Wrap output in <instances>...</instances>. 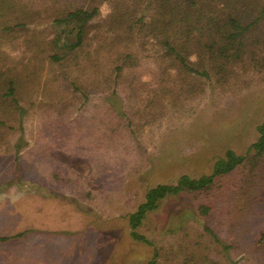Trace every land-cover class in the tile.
I'll return each mask as SVG.
<instances>
[{
	"label": "rangeland",
	"instance_id": "rangeland-1",
	"mask_svg": "<svg viewBox=\"0 0 264 264\" xmlns=\"http://www.w3.org/2000/svg\"><path fill=\"white\" fill-rule=\"evenodd\" d=\"M16 2L30 19L0 31V75L24 110L20 119L1 97L0 76V264H147L155 249L156 264H264V156L210 195L180 192L147 211L135 230L153 245L133 239L128 222L148 188L210 173L227 148L245 153L264 114V71L240 63L219 83L207 68H168L152 37L122 23L155 16L159 0ZM228 3L205 0L202 12ZM76 7L88 26L66 50L51 19ZM187 32L179 41L198 62L210 35Z\"/></svg>",
	"mask_w": 264,
	"mask_h": 264
},
{
	"label": "trees",
	"instance_id": "trees-1",
	"mask_svg": "<svg viewBox=\"0 0 264 264\" xmlns=\"http://www.w3.org/2000/svg\"><path fill=\"white\" fill-rule=\"evenodd\" d=\"M198 1H201L200 7L196 9L194 5ZM231 1L232 3L223 6H209L210 13L203 14L202 6L206 5L205 0H159L158 12L155 16L139 11L135 19L130 17V21L127 19L122 23L127 24L126 26H130L128 23L134 24V28L138 27L140 31H144L147 36L152 37L161 47L162 60L170 63L168 68L180 70L181 73L189 72L191 64H193V68L196 69L207 68L215 78V82L225 83L230 80L231 76L236 75L235 69L239 68L240 63L242 67L252 66L259 71H264V0ZM16 5V0H0V31L20 28L28 24L30 11L23 8L18 9ZM86 15V10L76 7L62 10L54 16L51 23L56 24L59 28L55 44L61 41L62 48L66 50L79 47L88 26ZM148 16L150 17L148 18ZM185 26L188 30L187 28L183 29ZM133 27H129L130 34H133ZM191 29L207 32L213 44L211 49L204 48L199 51L198 62H193L192 58L190 59L188 48L179 41L183 32H190ZM69 34L72 36V40L62 41L63 37ZM63 55L64 53L54 54L52 57L60 59ZM128 58L130 56L126 54L122 64L113 68L115 74L121 72ZM5 75L7 74L0 76ZM4 78L7 88L1 97H11L19 109V116L22 119L24 110L17 105V100L14 97V81L7 76ZM183 81L187 82V89L194 87L188 79ZM181 86L184 87L183 84ZM202 90L201 88V92ZM2 124L0 121V125ZM256 131L258 134L256 140L247 147L244 154H239L232 148L225 149L210 173L198 177L182 174L173 183H161L148 188L145 192L144 202L139 204L134 212L128 214V222L132 228L130 233L133 239L153 245L135 228L140 225L146 212L155 209L161 200L180 192H199L210 195L219 179L229 176L243 166L257 167L259 159L264 156V114ZM19 148L20 146L17 144L15 146L16 155ZM245 193L251 195L246 188ZM199 209L203 215H208L211 207L206 204L200 205ZM204 229L215 241L220 242L214 230L206 223ZM6 239L5 237L0 238V240ZM152 256L147 264H156L157 249Z\"/></svg>",
	"mask_w": 264,
	"mask_h": 264
}]
</instances>
